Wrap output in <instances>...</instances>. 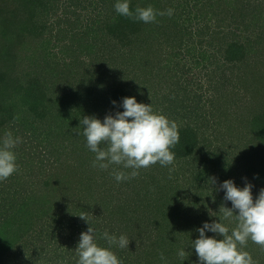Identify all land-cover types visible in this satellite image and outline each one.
I'll return each mask as SVG.
<instances>
[{"label": "trees", "instance_id": "1", "mask_svg": "<svg viewBox=\"0 0 264 264\" xmlns=\"http://www.w3.org/2000/svg\"><path fill=\"white\" fill-rule=\"evenodd\" d=\"M191 1H196L195 7L201 5L200 9H205L208 18L215 20L218 24L214 28L216 36L210 39L209 47L223 50L227 63L236 68L232 77L227 78L226 74H224L225 77L221 76L223 85L219 87L222 91L219 94L223 97L221 98L224 102L222 113L227 121L224 125L230 131L229 134L237 131L244 137L248 130L251 132L250 137L254 136L253 140L246 142L242 156L243 159L251 162V165L246 168V176L254 182H252L254 187L259 189L254 191V194L258 195L260 190L264 189L262 185L264 184V153L255 150V142L261 143L260 140L264 142V110L254 114V119L251 121L248 115L249 101L231 106L226 103H229L230 96L234 98L235 95L238 97L244 93L248 94V87L258 89V92L264 88L262 83L264 70L259 69L264 65L262 61H259L261 53L264 55L261 47L264 45V0H190L186 6L180 0H130L133 10L149 6L156 10V19L150 23L138 21L134 17L122 16L116 12L115 6L112 10L103 5L98 14L102 17L99 23L102 28L101 33H104L106 37L104 46L106 50H102L97 39L98 45L95 44L94 51L89 54L92 58L89 61L84 59L78 63L70 62L67 65V71H78L82 67L85 82L79 80L81 82L79 84H89L90 88L87 91V102L83 105L93 114L99 111L102 119L109 113L123 111L122 108L113 106V100L122 101L124 97L136 96L138 102L150 103L149 99L153 96L149 91L152 90L147 86L164 84L169 78V58L167 60L165 56L170 54V50H175L176 55L183 47H189L186 50L189 53L195 50V47L190 45L191 39L185 45L184 36H182L191 34V31H188L189 28L185 27L187 20L183 18ZM116 2L117 0L114 3ZM15 3H17L16 9L9 12V17L0 15V40L4 42L0 47L7 57H14L13 70L23 65V61L19 59L20 53L14 51L16 45L18 47L19 43L25 42L27 46L28 42H35L32 37L37 36L40 40L44 35L43 27L37 22L41 0H16ZM169 9L173 10L171 15L167 14ZM160 12H164V15H159ZM25 14L28 15L27 18ZM199 18L200 14H197L195 19L200 21ZM224 24L242 32L253 28L256 31V37L248 44L237 39L227 42L226 35H219ZM10 33L18 36L16 42L11 41ZM41 42L40 48L44 47L48 40H45V43L42 42L43 44ZM33 53H35L34 48ZM199 53L202 57L206 55L204 51ZM256 56L259 57L256 58ZM252 57L255 59L254 64L249 62ZM2 60V64L6 66L7 58L4 55ZM77 64L78 67H75ZM2 72L5 71L0 68V76ZM231 81L235 84L228 86L227 84ZM13 83L16 84L14 87L16 90L12 93L9 89L10 85L0 84V118L9 117L8 123L11 124L15 119L14 113L17 111V115L20 113L36 115L45 120L49 114L46 98H50L45 93L51 86L41 84V81L31 80L25 87L14 78L10 84ZM230 107L233 110V119L230 118ZM176 116L182 117L179 112ZM6 124V121H0L2 130ZM77 124L79 125L77 122L75 128L72 126L73 130L79 128ZM178 129L179 143L172 149L175 153L174 162L190 164L187 160H196L197 156L199 158L200 151L204 149V145L198 142L199 127L191 123H181ZM78 138L82 139L81 135ZM221 143L224 144V142ZM71 149L73 156L70 157L74 158L75 165L61 172L59 160L54 159L52 162L54 167L46 174L41 189H37V183L29 184V187L22 184L21 192L20 189L6 192L5 185L0 188V264H8L12 256L23 250L20 242L24 235L34 232L45 217L51 215V222L55 219L53 212L56 204L52 203L56 200L55 194L58 192H64L61 200H68L67 210L72 217L76 216L78 220L82 218L77 215L87 217L90 225L96 230L98 243L101 246H104L102 243L107 244L106 240L100 238L105 231L113 234L116 230L117 234L123 232L131 235L135 230L136 249L129 258L131 260L125 258L126 264H199V259L194 260L196 257L192 252L195 253V250L188 248L191 239L198 238L199 233L196 229L200 226L199 220L194 214L185 212L184 206H179L178 201L172 200L175 198L172 190L177 188L170 184L168 187L166 182L173 164L161 166L157 162L147 168L139 169L138 175L117 182L112 171L114 165H109L107 169L94 167L95 153L80 140H77ZM202 161L216 163V157L213 154L207 159L203 158ZM174 170L178 169L174 168ZM115 171H123L127 176L132 170L117 165ZM102 178L104 180L108 178L106 184L109 185L104 186L105 190L113 184L112 189L105 191L104 194L101 192L105 182L101 181ZM194 179V185L205 181L195 174ZM8 186L6 185V188ZM75 200L80 204V208L71 203ZM106 212L111 224L104 229L100 224V221L103 222L100 216ZM89 223L86 225L87 229ZM180 248L188 251L183 260L177 254ZM161 256L164 257L163 260Z\"/></svg>", "mask_w": 264, "mask_h": 264}, {"label": "rangeland", "instance_id": "2", "mask_svg": "<svg viewBox=\"0 0 264 264\" xmlns=\"http://www.w3.org/2000/svg\"><path fill=\"white\" fill-rule=\"evenodd\" d=\"M189 1L180 0L185 6ZM15 2L16 0H0V15H4L5 18L9 17V12L16 9L17 3ZM114 2L115 0H41L37 22L43 27L44 35L41 36L40 40L37 36L32 37L35 42H26L27 46L24 42V44L19 43L18 47L16 45V48L13 47L15 52L20 53L21 57L19 59L23 61L22 67H15L13 70L14 57H7L5 51L0 47V68L5 71L1 73L0 84L10 85L11 93L16 90L14 88L16 81L10 84L13 78L25 87L28 86L31 80H34V82L41 81V84L51 86L48 92L45 93L50 97L46 98L49 114L45 120L36 115L31 116L21 113L17 115V111L14 113L15 119L12 122L10 121L11 124L8 123L9 117L0 118L1 122H7L3 126V130L0 126V140L9 132L13 137L21 138V142L14 149L19 166L18 171L8 179L0 181V188L5 185L6 192L19 189L21 192L22 184L29 187V184L32 183H37V189H41L46 174L54 167L52 163L54 159L59 160V171L63 172L67 167L71 169L75 165L74 158H71L73 156L71 148L77 140L86 145V138L82 135V124L80 125L83 116L96 115L102 119L99 111L93 114L83 105L88 99L89 84H79L81 83L79 80L85 82L82 67L78 71H67V65L72 61L77 63L84 59L89 61L92 58L89 54L94 51V45H98L97 39H99L102 50H106L104 49L106 37L104 33H101L102 28L99 23L102 17L99 16L98 11L103 5L113 10ZM191 4L183 16L187 20L185 27L189 28L188 31H191V34L188 33V35L182 36H184L185 45L191 39L190 45L195 47L194 52L189 53L186 51L189 47L181 48L178 55L175 54V50H170L169 56H165L167 60L169 58L170 74H168L167 82L152 84L151 86L149 84L147 87L152 90L149 93L153 98H150L149 101L152 102V108L155 112L174 120L177 125L191 123L199 127L198 142L204 145L199 158L197 156L196 160H187L190 164H187L186 160V164L184 162H173L166 182H168V187L170 184V186L177 188L172 190L173 197H175L172 200L178 201L179 206H184L185 212L194 214L198 218L200 226H202L205 221L218 219V217H212L211 214L213 216L223 215L222 212L217 213L221 204L229 208L232 206L230 201L224 200V192L220 190V184L224 180L234 179L240 187H243L246 182H250L253 185L254 199L258 196L254 194V191L259 189L254 187V182L246 176V168L251 165V162L248 159H243L242 156V150L246 142L253 140L254 136L250 137L251 132L248 130L246 131L247 135L244 134V137L237 131L229 134L230 131L224 125L227 121L222 113L224 102L221 98L223 97H220L219 94L222 93L219 87L223 85L221 76L225 77L224 74H226V76L228 75L227 78L232 77L236 68L227 63L223 50L209 47L210 39L212 36H216L214 28L218 24L215 20L208 18L205 9H200L201 5L194 6L196 1ZM197 14H200V21L195 19ZM222 28V33L220 32L219 35H226L228 37L227 42H233L237 39L248 44L250 40L252 41L256 37V31L253 28L249 31L246 30V32L236 30L235 27L226 24ZM9 37L13 42H16L18 38L15 33H10ZM41 40L44 43L45 40H48V42L40 48ZM42 42L41 44H43ZM2 43L4 44L1 41L0 45ZM222 46L225 48L224 44ZM261 47L264 50V45ZM33 48L35 53H33ZM199 51H204L206 55L202 57ZM261 54L263 57L259 55L260 57L256 56V58L259 57V61L264 63V55ZM3 55L7 58L6 66L2 64ZM32 56L34 57L31 58ZM249 62L254 64V57ZM263 66L259 69L264 70ZM75 67H78V64ZM53 78L54 82H52ZM233 83L235 84L231 81L227 85L232 86ZM262 83L264 84V78ZM35 87L37 88V86ZM161 91L162 93L159 94ZM248 92V94L244 93L238 97L235 95L234 98L230 96L229 103H226V105L231 106L235 103L249 101L247 103L249 104L248 115L249 120L252 121L254 114L264 110V88L261 89V92H258V89L248 87ZM157 93L159 95H156ZM178 112L181 114V118L176 116ZM229 112L231 114L230 118L233 119L234 115L231 107ZM221 113L222 117H220ZM16 115L17 117H15ZM77 122L79 128L73 130L72 126L75 128ZM79 135L82 139L78 138ZM221 142H224V144L222 145ZM260 142H255V150L264 153V142L263 140H260ZM213 154L216 157V163L202 161L203 158L207 159ZM116 166H113L112 171L115 172ZM174 168L178 170H174ZM205 168H207L206 172H204ZM194 174L205 181H202L199 185H194ZM102 180L105 181L101 191L104 194L105 191L112 189L113 184L105 190L104 186L109 185L106 184L108 178L105 180L102 178ZM6 185L9 186L6 188ZM262 185L264 187V184ZM114 187L118 188L117 186ZM63 195L64 192L55 194L56 200L52 203L56 204L53 212L55 213V219L51 222V215H48L34 232L26 233L20 242L23 245V250L12 256L8 264H77L78 256L75 248L80 234L87 230L86 225L88 222L84 219L78 220L76 216L72 217L67 210L68 200H61ZM71 203L80 208L77 200L71 201ZM101 215L103 222L100 221V224L105 229V226H109L111 221L107 212ZM224 222L230 224V227H235L237 223L235 220ZM41 226L44 227L40 230ZM114 232L113 234L117 237L123 234L130 241L127 248L121 249L118 246H113V251L120 257L123 264H126L125 258H131L130 256L133 255L136 249L134 243L135 230L132 231L131 235L123 232H119V235L116 230ZM208 234L210 236L215 235L211 232ZM102 245L107 247L108 242L107 244L102 243ZM245 250L251 253L256 264H264V246L249 240ZM192 253L196 257L194 260L197 261L198 256L196 253Z\"/></svg>", "mask_w": 264, "mask_h": 264}, {"label": "clouds", "instance_id": "3", "mask_svg": "<svg viewBox=\"0 0 264 264\" xmlns=\"http://www.w3.org/2000/svg\"><path fill=\"white\" fill-rule=\"evenodd\" d=\"M115 10L122 16L134 17L144 23L154 22L157 16L151 6L133 10L130 0H117ZM172 11L169 9L167 14L171 15ZM159 15H164V12ZM112 104L123 111L109 113L103 119L96 115L83 116L80 122L86 146L95 153L94 167L107 169L109 165H122L124 169H131L127 176L123 171L114 172L116 181L120 182L138 175L139 169L157 162L161 166L173 164L175 153L172 149L180 139L178 125L174 120L155 112L152 102H138L136 96L124 97L122 101L113 100ZM20 142L21 138L13 137L10 132L0 140V181L18 171L14 149ZM220 190L224 192V200L230 201L232 206L229 208L221 204L217 213L222 212L223 215L211 214L218 219L205 221L196 229L198 238L191 239L188 248L195 250L199 264H256L245 247L249 240L264 246V189L254 199L250 182L240 187L234 179H228L220 184ZM77 216L89 223L86 216ZM226 220H235L236 226L230 227V224L224 222ZM209 232L215 235L209 236ZM100 238L108 242L107 247L98 243L96 230L91 225L80 234L75 248L77 264H123L113 251V246L127 248L129 239L123 234L117 237L107 231ZM186 252L185 248H181L177 254L183 260ZM161 259L164 257L161 256Z\"/></svg>", "mask_w": 264, "mask_h": 264}]
</instances>
